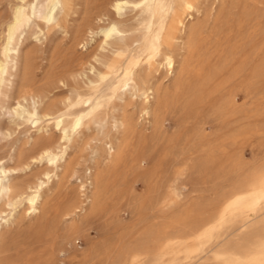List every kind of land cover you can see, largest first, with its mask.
<instances>
[{"label": "rangeland", "instance_id": "1", "mask_svg": "<svg viewBox=\"0 0 264 264\" xmlns=\"http://www.w3.org/2000/svg\"><path fill=\"white\" fill-rule=\"evenodd\" d=\"M74 1L71 16L62 18L46 39L38 34L37 41L30 34L21 43L22 51L33 56L28 87L44 94L46 104L62 105L83 92L80 66L100 44L95 34L84 35L83 42L74 39L107 0ZM16 2L0 0V60ZM198 21L206 23L202 42H179L173 68L158 57L150 60L157 92L144 100L127 91L109 104L104 128L90 124L79 130L65 157L73 170L51 178L36 214L29 213L25 202L11 209L2 200L0 264H123L122 255L152 227L171 231L166 262L177 258L176 264H184L179 252L183 246L192 250L189 264H224V257L238 252L243 263L252 257L264 242V199L246 228L229 221L222 208L264 170V0H205ZM98 25L94 19L95 32ZM15 101L0 97V164L7 167L18 165L19 151L44 146L47 139L55 145L59 135L49 117L35 127L12 116L8 110ZM121 116L130 118L128 129L114 122ZM110 142L120 143L116 159L108 156ZM50 163H31L10 177L15 183L34 184L52 169ZM89 168L103 176L98 203ZM70 208L77 211L66 218L62 214ZM223 214L227 220L220 225ZM210 227L215 230L208 240ZM154 258L153 253L146 255L143 264H157Z\"/></svg>", "mask_w": 264, "mask_h": 264}, {"label": "bare ground", "instance_id": "2", "mask_svg": "<svg viewBox=\"0 0 264 264\" xmlns=\"http://www.w3.org/2000/svg\"><path fill=\"white\" fill-rule=\"evenodd\" d=\"M16 1L7 24L5 44L2 49V59L0 60V97L16 100L14 106L8 111L22 122H30L37 127L43 118L49 117L53 119L59 135L55 145H52V139H47L44 141V146L42 143H37L29 151H19L17 157L18 165L16 164L15 167H7L4 164H0V204L5 199L7 205L13 209L18 203L25 202L29 213L36 214L39 211L42 191L51 178H59L60 175L68 176L73 170V167L66 161L65 157L68 147H70L69 145L74 142L75 136L80 132L79 130L90 124H99L104 128L110 117L108 114L109 104L117 96L127 91L132 92L135 96H141L144 100L150 94L157 92V88L153 84L154 76L150 70L151 59L158 57L160 62L171 69L180 55L178 51L181 48V44L179 42H189L190 44L202 42L206 23L198 21V13L205 0L105 1L103 8L99 10L94 18L99 24L98 30L95 32L92 27L94 19H89L84 25L79 26L80 28L75 34V42H83L86 34H95L100 36V44L92 59L82 63V65L80 64L79 75L85 78V80L83 79V92H77L73 99L64 102L62 105L57 102L46 104L44 94L35 93L28 87L34 74L33 56L29 51H22L21 43L26 41L30 34L36 35L37 41H41L38 34H42L43 38L46 39L49 32L61 23L62 18L64 19L70 15L73 7L75 9L76 6H73L75 1ZM128 9L131 15L127 14ZM145 59L149 62H145ZM74 108H77L76 111H73ZM144 112H148L147 108H145ZM114 122L119 124L120 127L128 129L131 120L121 116L119 118L115 117ZM107 152L109 158H118L121 154L120 143L117 145L110 142ZM42 160L51 162L50 164L53 167L50 171L44 173L43 178H38L34 184L15 183L11 179L10 176L13 173L28 167L31 163ZM88 178H90V184L95 187L94 202L98 203L102 196L103 176L99 173L94 174L92 168H89ZM247 182L246 188L235 191L228 202L226 201L227 203L223 205L225 206L224 209L222 208V211L228 212L229 221L241 222L244 227L256 217L257 212L261 208V200L264 199V170ZM76 211L70 208L62 215L70 218ZM223 216L224 214L220 225L227 220ZM209 218L211 219V217ZM205 219L208 220V218ZM5 222H8V220L6 219ZM194 225L197 226L196 222ZM252 229H255V227ZM214 230L215 227L206 228L205 238L208 237V240L212 238ZM170 232L168 227L164 229L153 227L147 229L142 233L143 237L138 244L122 255L123 264H143L146 255L151 253H153L154 259L158 261L157 264H176L178 262L177 258L169 262H166L165 259L173 245V238ZM195 232L193 231V233ZM197 241H199V244L201 243L200 240ZM0 243H3L1 230ZM210 243L208 241L207 245ZM191 245L192 243H190ZM191 248L193 247L191 246ZM210 248L213 250L212 246L210 247L209 245ZM191 251L188 246H183L180 249L179 252L183 255L184 264H189L188 259L193 257L191 256L192 254L190 255ZM209 251L211 252V250ZM251 255V258L247 256L249 259L244 263L242 260L244 255L242 256L239 252L236 255L234 254V258L224 257V261L228 264H264V242L258 244ZM204 256L201 260H204ZM219 258H223V255L218 254ZM194 259L196 260V257ZM201 260L199 259V261ZM191 263L194 262L191 261Z\"/></svg>", "mask_w": 264, "mask_h": 264}]
</instances>
